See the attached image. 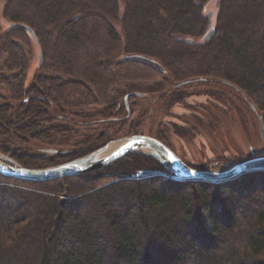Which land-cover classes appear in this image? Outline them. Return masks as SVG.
Returning <instances> with one entry per match:
<instances>
[{
    "label": "trees",
    "instance_id": "obj_1",
    "mask_svg": "<svg viewBox=\"0 0 264 264\" xmlns=\"http://www.w3.org/2000/svg\"><path fill=\"white\" fill-rule=\"evenodd\" d=\"M3 1L0 152L25 167L143 135L142 118L156 119L158 103L171 114L188 90L239 115L236 101L254 104L264 118V0ZM33 49L42 61L28 85ZM129 55L164 70L125 61ZM199 120H187L193 131ZM189 129L174 126L187 140ZM166 132L160 124L153 137L168 145ZM29 140L42 147H21ZM103 169L46 182L0 175V264H264V172L216 185L127 179L143 170L171 174L148 154ZM111 178L118 180L92 191Z\"/></svg>",
    "mask_w": 264,
    "mask_h": 264
},
{
    "label": "rangeland",
    "instance_id": "obj_2",
    "mask_svg": "<svg viewBox=\"0 0 264 264\" xmlns=\"http://www.w3.org/2000/svg\"><path fill=\"white\" fill-rule=\"evenodd\" d=\"M3 7L4 1L0 0V14H2ZM0 24L2 25V23ZM3 28H6L5 25L3 26ZM32 53L33 60L28 73V85H31L32 82H34V78L37 73L38 62L40 60L39 54L35 49H33ZM219 89L215 88L212 85H208L205 88V90L214 92H218L220 90L221 93L229 94L231 92L226 87H222L220 90ZM197 91H200V89L188 90V93L193 92V94L191 93L182 103H177L176 105H174L170 111L171 114H167V111L164 109L163 105L158 103L157 107H155L154 109L156 110V119L154 116H152L151 118H149V116L142 118V122H144L145 120L146 121L142 125L140 132H142L143 135L153 136L158 125L162 124L164 128H169V132H166L168 136V145H166H170L169 147L188 166L197 170H222L230 167L233 164L239 163L238 161H240L241 159L246 161L253 158V156L264 155V138L261 136L259 117L251 111L248 105L244 106L241 102L237 101L235 103V106L239 110H241V114H243L244 117L243 119L242 115H239V112L236 109L233 110L234 108L222 105L215 101V99H211L209 95L201 94ZM1 92L3 93V91ZM136 102L139 103V100H136ZM145 104H151V102L146 101ZM132 109L134 110L129 115H132L134 117L135 122L139 121V119H141L140 113L138 112L136 107ZM153 115H155V112ZM189 119H191L192 121H196L197 123H200L199 119H202V127L200 129L198 128V130L193 131L191 127L194 126L195 128L196 124L194 122L188 124L187 120ZM174 126L184 127L187 130L190 128L189 130H192L193 132V137H191L192 139L187 140L176 135L174 132ZM21 143V147L27 148L28 151L33 150L32 148L34 147H42V145L36 147L37 145H39L37 140L22 141ZM34 151L37 154V151L35 149ZM0 154L3 153L0 152ZM137 154L144 153H135L131 155ZM3 155L8 156L6 154ZM125 157H123V159H125ZM52 166L55 165H42V167H39L38 169L48 168ZM103 170H105V167ZM154 179L167 178L157 177L151 180ZM117 180L118 178L104 180L96 189H93L92 191L106 187ZM61 197L66 198V196ZM236 233L240 238L239 231H237Z\"/></svg>",
    "mask_w": 264,
    "mask_h": 264
},
{
    "label": "water",
    "instance_id": "obj_3",
    "mask_svg": "<svg viewBox=\"0 0 264 264\" xmlns=\"http://www.w3.org/2000/svg\"><path fill=\"white\" fill-rule=\"evenodd\" d=\"M9 27L25 30L36 38L33 29L27 25L10 23ZM215 31V26H212L204 37V40L208 41L212 39ZM39 56L40 61H42L40 53ZM124 60L143 61L152 64L158 70H164L160 63L141 55L125 56ZM199 81H204V79H200ZM187 83L188 82H183L177 86H183ZM134 94L136 93L128 95L126 99L128 100L130 96ZM250 107L254 113L258 114L254 104H250ZM258 117L261 136L264 138V118L260 115H258ZM135 153L151 155L155 160L160 162L166 170L170 171L171 174L156 170H143L133 177H127V179L130 180L166 177L179 182H196L216 185L234 182L248 174L264 172V155L255 156L222 170H197L188 166L169 146L159 139L149 135L138 134L110 141L86 156L48 168L38 169L24 167L14 159L0 154V175L20 181L46 182L92 173L115 163L127 155Z\"/></svg>",
    "mask_w": 264,
    "mask_h": 264
},
{
    "label": "flooded vegetation",
    "instance_id": "obj_4",
    "mask_svg": "<svg viewBox=\"0 0 264 264\" xmlns=\"http://www.w3.org/2000/svg\"><path fill=\"white\" fill-rule=\"evenodd\" d=\"M135 96L137 95V94H134ZM134 95H132V96H134ZM107 144V143H106ZM94 152V151H93ZM90 154V153H89ZM88 155V154H87ZM84 156H86V155H84ZM80 157H83V156H80ZM80 157H78V158H80ZM78 158H75V159H78ZM75 159H72V160H75ZM72 160H67V161H65V162H62V163H66V162H69V161H72ZM62 163H60V164H62ZM57 165H59V164H57Z\"/></svg>",
    "mask_w": 264,
    "mask_h": 264
}]
</instances>
